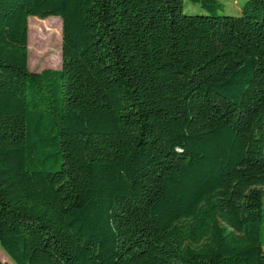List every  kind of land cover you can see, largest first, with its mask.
<instances>
[{
	"label": "trees",
	"instance_id": "obj_1",
	"mask_svg": "<svg viewBox=\"0 0 264 264\" xmlns=\"http://www.w3.org/2000/svg\"><path fill=\"white\" fill-rule=\"evenodd\" d=\"M183 1L0 0V264H264V0Z\"/></svg>",
	"mask_w": 264,
	"mask_h": 264
},
{
	"label": "rangeland",
	"instance_id": "obj_2",
	"mask_svg": "<svg viewBox=\"0 0 264 264\" xmlns=\"http://www.w3.org/2000/svg\"><path fill=\"white\" fill-rule=\"evenodd\" d=\"M222 6L217 9V14L226 15H239L240 14V8L245 0H218ZM183 8L184 12L186 13H205V11L202 9V7L199 4H194L192 2H189L188 0L183 1ZM29 18L37 19L38 17L30 16ZM41 24H53L56 26H59L61 24V20L57 16H50L46 18H39V21H37ZM62 26V24H61ZM28 69L31 71H40L45 68H52V69H59L61 67V53H60V62L55 67H49L41 65V60L37 59L34 56L33 51L29 52V60H28ZM264 189V187H263ZM262 206L264 208V197L262 199ZM0 259L3 261H9L8 255L0 248Z\"/></svg>",
	"mask_w": 264,
	"mask_h": 264
},
{
	"label": "water",
	"instance_id": "obj_3",
	"mask_svg": "<svg viewBox=\"0 0 264 264\" xmlns=\"http://www.w3.org/2000/svg\"><path fill=\"white\" fill-rule=\"evenodd\" d=\"M61 55H62V53H61Z\"/></svg>",
	"mask_w": 264,
	"mask_h": 264
}]
</instances>
